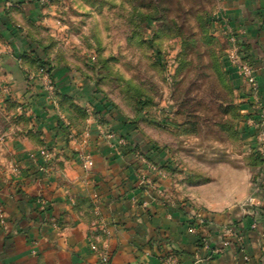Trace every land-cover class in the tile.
Here are the masks:
<instances>
[{"label": "crops", "instance_id": "obj_1", "mask_svg": "<svg viewBox=\"0 0 264 264\" xmlns=\"http://www.w3.org/2000/svg\"><path fill=\"white\" fill-rule=\"evenodd\" d=\"M216 3L220 27L239 35L256 69L264 105V0ZM38 16L33 0H0V71L31 121L18 138L0 139V264H161L168 251L182 264H264V147L257 143V128L247 124L254 117L251 101L233 69L228 71L245 114V149L256 156L253 179L240 192L210 197L186 183L175 185L174 163L160 143L117 111L108 112L88 82L55 67L48 74L54 88L71 103L99 112L111 134L106 140L92 116L85 121L93 160L86 170L77 152L83 145L67 141L43 79H26L28 66L20 60L30 50L40 53L34 41ZM195 213L212 226L232 225L229 244L223 245L217 229L199 226ZM215 248L222 251L211 255Z\"/></svg>", "mask_w": 264, "mask_h": 264}, {"label": "rangeland", "instance_id": "obj_2", "mask_svg": "<svg viewBox=\"0 0 264 264\" xmlns=\"http://www.w3.org/2000/svg\"><path fill=\"white\" fill-rule=\"evenodd\" d=\"M33 1L39 9L34 26V41L43 49L39 55L49 66L73 72L78 83L88 82L140 133L160 143L174 163L175 185L186 183L215 197L240 192L253 179L256 156L245 149V114L228 71L216 0ZM44 66L35 78L43 79L67 141L83 145L79 151L91 156L85 121L92 116L99 136L111 134L93 111L72 103L87 115L78 134L59 111ZM25 74L33 77L31 70ZM23 108L0 71L1 140L25 132L29 117Z\"/></svg>", "mask_w": 264, "mask_h": 264}, {"label": "built area", "instance_id": "obj_3", "mask_svg": "<svg viewBox=\"0 0 264 264\" xmlns=\"http://www.w3.org/2000/svg\"><path fill=\"white\" fill-rule=\"evenodd\" d=\"M44 1V0H39ZM221 17L218 22L221 24ZM222 32L227 37L228 48L226 50V61L228 65L233 69L237 77L241 80L243 86L245 87L248 97L251 101V111L254 114V117H251L247 120V124L251 127H255L258 130L257 133V143L264 147V105L261 102V95L257 84V75L256 69L251 64V62L246 58L244 53L242 52L241 43L242 40L237 36L233 30L225 25L222 27ZM53 87V85H52ZM60 118V117H59ZM62 121V120H61ZM64 123V121H62ZM78 152V158L83 163L84 168L86 170L90 169L93 166L92 157L81 151ZM259 183H254L253 190H259ZM243 207L247 206V203L242 204ZM195 219L199 226L204 227L206 224L208 226H212L209 223L205 222L203 217L200 214H194ZM0 224L5 226V219L3 215V211L0 209ZM213 228L217 229L222 238L223 245L227 246L229 244V239L234 236V228L230 224L225 225H213ZM252 227H255V223H253ZM198 227H194L192 230L196 231ZM204 245L207 247V242L204 239ZM90 248L92 251H97V248L94 244H90ZM222 251L221 248H215L210 253L217 254ZM101 261L106 262L107 258L105 255H101ZM161 264H182L176 254L172 251H168L166 254L160 257Z\"/></svg>", "mask_w": 264, "mask_h": 264}, {"label": "trees", "instance_id": "obj_4", "mask_svg": "<svg viewBox=\"0 0 264 264\" xmlns=\"http://www.w3.org/2000/svg\"><path fill=\"white\" fill-rule=\"evenodd\" d=\"M37 44V47L41 49V46L39 45L38 42H35ZM42 51V56H43V49ZM28 55H31L28 56ZM20 60L22 61L23 66H28L27 70L32 71L33 77L31 79H37L35 78L36 74L39 72V70L45 69L44 65H47V73L49 74L51 70L54 67L49 66V63L45 60V58L41 57L35 50H30V53H24L21 55ZM27 76V75H26ZM50 76V75H49ZM51 77V76H50ZM54 96L57 100L58 103V109L59 111L64 115V117L71 122L73 126H75L76 130L78 131V134L83 130L84 128V120L87 118L85 111L81 108L76 107L74 104L71 103V99L65 95H61L55 88H54ZM97 93V92H96ZM99 94V93H98ZM71 106V107H70ZM109 108L107 111L109 112L110 109L116 110L115 106L113 103L108 104ZM73 112H72V111ZM139 111V110H138ZM76 114L78 117H76ZM93 115L98 118L97 121L103 126L106 127L107 121L104 120V118L100 115L99 112H94ZM126 122H128L129 125L133 126L134 128L136 127V124L133 120H130L128 118H125ZM31 121L30 119H27V124H30ZM62 126L64 129H66L64 123L61 121ZM31 132V129L29 130ZM65 135L67 136V130L65 132ZM123 138L127 140V137H125V134L122 135ZM128 141V140H127Z\"/></svg>", "mask_w": 264, "mask_h": 264}]
</instances>
